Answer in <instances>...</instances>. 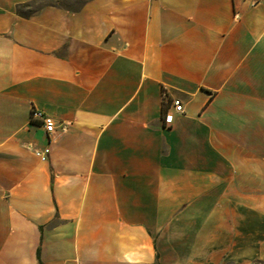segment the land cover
<instances>
[{
	"label": "crops",
	"instance_id": "obj_1",
	"mask_svg": "<svg viewBox=\"0 0 264 264\" xmlns=\"http://www.w3.org/2000/svg\"><path fill=\"white\" fill-rule=\"evenodd\" d=\"M34 1L0 0V264H264V0Z\"/></svg>",
	"mask_w": 264,
	"mask_h": 264
},
{
	"label": "built area",
	"instance_id": "obj_2",
	"mask_svg": "<svg viewBox=\"0 0 264 264\" xmlns=\"http://www.w3.org/2000/svg\"><path fill=\"white\" fill-rule=\"evenodd\" d=\"M171 105L178 113L184 111L183 102L178 98L172 100ZM163 119L165 122L169 123L172 120V115L168 111H166L163 116ZM31 120L40 123L48 137V145L42 148H33L35 154L42 161H47L51 152V143L55 139V136L57 135L60 129L65 130L67 128V124L64 122H60L52 115L46 114L43 111L37 109L32 110Z\"/></svg>",
	"mask_w": 264,
	"mask_h": 264
},
{
	"label": "rangeland",
	"instance_id": "obj_3",
	"mask_svg": "<svg viewBox=\"0 0 264 264\" xmlns=\"http://www.w3.org/2000/svg\"><path fill=\"white\" fill-rule=\"evenodd\" d=\"M83 1L84 0H35L33 3H31L28 10H24V11H29L31 9H35L37 7H40V6L45 5L47 3H50V2L60 4V5L70 7V8H75V7L79 6V4H81Z\"/></svg>",
	"mask_w": 264,
	"mask_h": 264
},
{
	"label": "trees",
	"instance_id": "obj_4",
	"mask_svg": "<svg viewBox=\"0 0 264 264\" xmlns=\"http://www.w3.org/2000/svg\"><path fill=\"white\" fill-rule=\"evenodd\" d=\"M47 4H52V5H60V4H56V3H53V2H50V3H47ZM47 4H45V5H47ZM31 4H29V6H30ZM43 6V5H42ZM60 6H63V5H60ZM41 7V6H40ZM40 7H37V8H35V9H38V8H40ZM167 111V108H166V106H165V104L163 105V116H164V114H165V112ZM38 258L40 259V250H38Z\"/></svg>",
	"mask_w": 264,
	"mask_h": 264
}]
</instances>
